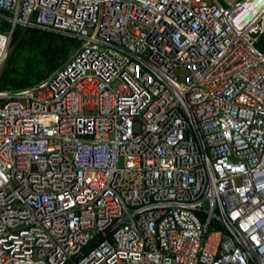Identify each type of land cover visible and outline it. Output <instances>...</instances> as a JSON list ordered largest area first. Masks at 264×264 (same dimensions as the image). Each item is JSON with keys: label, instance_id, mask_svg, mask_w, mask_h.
Masks as SVG:
<instances>
[{"label": "built area", "instance_id": "1", "mask_svg": "<svg viewBox=\"0 0 264 264\" xmlns=\"http://www.w3.org/2000/svg\"><path fill=\"white\" fill-rule=\"evenodd\" d=\"M15 26L80 43L0 91V264H264V0H0V66Z\"/></svg>", "mask_w": 264, "mask_h": 264}, {"label": "trees", "instance_id": "2", "mask_svg": "<svg viewBox=\"0 0 264 264\" xmlns=\"http://www.w3.org/2000/svg\"><path fill=\"white\" fill-rule=\"evenodd\" d=\"M5 27V22H1ZM79 39L40 28L15 26L9 53L0 70V91L20 90L41 83L65 63ZM264 52V32L256 41Z\"/></svg>", "mask_w": 264, "mask_h": 264}, {"label": "rangeland", "instance_id": "3", "mask_svg": "<svg viewBox=\"0 0 264 264\" xmlns=\"http://www.w3.org/2000/svg\"><path fill=\"white\" fill-rule=\"evenodd\" d=\"M207 1H209V0H207ZM1 68H2V66H0V70H1Z\"/></svg>", "mask_w": 264, "mask_h": 264}]
</instances>
